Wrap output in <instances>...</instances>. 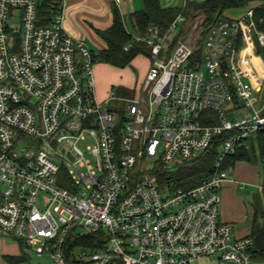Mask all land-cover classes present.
<instances>
[{
  "label": "built area",
  "instance_id": "built-area-1",
  "mask_svg": "<svg viewBox=\"0 0 264 264\" xmlns=\"http://www.w3.org/2000/svg\"><path fill=\"white\" fill-rule=\"evenodd\" d=\"M44 1L0 0V237L51 264H67L71 237L95 235L73 264H253V238L221 221V204L227 160L264 131V76L258 83L251 63L261 59L253 37L264 47L254 19L264 3L207 29L202 16L180 14L133 34L150 49L142 87L99 102L97 53L66 32L68 0H50L49 16ZM119 100L122 120L109 108ZM242 106L255 115L233 124L228 114ZM217 143L201 185H160L159 167L175 170Z\"/></svg>",
  "mask_w": 264,
  "mask_h": 264
},
{
  "label": "trees",
  "instance_id": "trees-1",
  "mask_svg": "<svg viewBox=\"0 0 264 264\" xmlns=\"http://www.w3.org/2000/svg\"><path fill=\"white\" fill-rule=\"evenodd\" d=\"M254 2L264 3V0H187L185 7H164L161 0H143L144 10L131 14L127 18H124L119 10L114 7L113 26L106 31L98 32L99 36L107 44V49L97 53V64H108L124 69L129 67L138 56L149 57L150 49L146 44L135 41L132 35H145L148 27L151 25L167 28L178 15L183 14L188 20H195L197 17L202 16L204 18L203 26L209 28L225 12L247 8ZM49 3L50 0L44 1V5L48 6L42 8L44 16L50 15L49 12H46L49 8ZM254 19L258 31L264 33V6L255 10ZM126 47H129L127 51L125 50ZM256 53L258 56H263L264 59V47L256 48ZM117 93L120 96H130L129 91L125 89H118ZM218 155L217 143V146L194 161L182 165L175 170H169L161 166L155 171L154 175L159 180L160 185L170 192L191 190L201 185L213 175ZM263 158L264 131L259 133L256 144L250 147H241L236 154L231 155L224 168L226 170L234 169L240 162L252 163L263 160ZM250 236L254 240V248L252 250L253 264H264V224L259 223L256 214L254 215V223ZM96 238L97 235L84 237L83 239L71 237L66 248L67 264H73L77 249H88L90 247L94 249V240ZM18 243L21 247V254L15 257H5L11 264L22 263L27 260V256L24 253L26 246L21 241H18Z\"/></svg>",
  "mask_w": 264,
  "mask_h": 264
},
{
  "label": "rangeland",
  "instance_id": "rangeland-1",
  "mask_svg": "<svg viewBox=\"0 0 264 264\" xmlns=\"http://www.w3.org/2000/svg\"><path fill=\"white\" fill-rule=\"evenodd\" d=\"M203 1V0H199ZM204 29H207L204 27ZM253 42L256 46L262 47L258 41V38L256 36L253 37ZM261 57L262 61L264 62L263 56ZM260 58H254L252 59L251 63L256 67L257 71L255 69L256 73V80L258 83H260L264 76V64L261 61ZM97 68V67H96ZM148 61L146 57L138 56L136 60L127 68L116 69L114 72L110 73H102L99 75L101 78V82L103 84V88L106 86H109V89L107 92L109 94L107 95V98L110 95V92L112 90L117 91L119 88L122 87H132L135 88L132 91H129L130 96H123L124 98H131L133 97L140 88L142 87V84L146 78V75L148 73ZM149 70V68H148ZM202 70L204 72H207L206 63L204 62L202 65ZM147 71V73H145ZM262 101H264V85L262 93L259 95ZM110 110L116 111L117 115L120 117V120L123 118H126L127 108H126V102L124 100H119L116 102H113L111 106H109ZM254 112L252 109L247 108L246 106H242L241 108L237 109L234 112H231L228 114V120L232 122L233 124L239 123L241 121H248L254 117ZM253 144H256V140L254 137H251L246 143L245 146L250 147ZM249 166V168H253V177L254 179H258V184H251L242 176H233L234 170L239 168V164L235 166V168H231L228 171V177H233V179L237 180L239 183H241L240 190L237 192V196L239 198V201H234V199L231 200L229 203L227 201V198L223 197V202L221 204V221L228 223V218H231V221L229 224H231L234 227L236 235L239 233V231L245 230V229H252L253 223H254V215L256 214L258 216V221L260 224H264V158L263 160H258L252 163H245ZM242 165V164H241ZM243 166V165H242ZM245 166V165H244ZM237 172V171H236ZM259 185L262 187L259 188ZM2 244V245H1ZM8 248L6 249V247ZM14 250H17L19 255L21 254V247L17 240H15L13 237H0V264H11L9 263L5 257H15L4 254V251L12 252ZM36 248H24V253L27 256V260L22 263H16V264H51V260L47 256L38 257L36 253ZM78 251V250H77ZM76 251V252H77ZM199 264H217L216 260H208V261H202Z\"/></svg>",
  "mask_w": 264,
  "mask_h": 264
},
{
  "label": "crops",
  "instance_id": "crops-1",
  "mask_svg": "<svg viewBox=\"0 0 264 264\" xmlns=\"http://www.w3.org/2000/svg\"><path fill=\"white\" fill-rule=\"evenodd\" d=\"M164 7H180L183 5V0H161ZM116 7L120 14L127 18L131 14L144 10L143 0H68V5L66 9V20H65V30L68 34L73 36L76 40L81 41L86 44L94 53H99L107 49V44L99 36L98 32L106 31L113 26L114 15L113 10ZM145 57V56H143ZM148 61V68L150 66L149 58L146 57ZM136 60V59H135ZM134 62V61H133ZM132 62V63H133ZM263 62V61H262ZM264 64V62H263ZM97 67V68H96ZM95 67V93L99 102H104L107 99L109 92V86L103 88L101 78L99 77L102 73L114 72L117 67L108 64H97ZM147 68V71H148ZM147 71L145 73H147ZM119 89H125L132 91L135 88L132 87H122ZM246 162L238 163L240 166L238 169L234 170L233 176H242L251 184H258V179L253 177V168H249ZM243 166H242V165ZM245 165V166H244ZM229 171V170H228ZM237 171V172H236ZM241 183L233 179V177H228V181L225 184L222 196L227 198L230 203L232 199L234 201H239L236 195L238 190H240ZM262 185H259L261 188ZM231 218L227 220L229 223ZM253 228V227H252ZM252 229H245L239 231L236 235L239 238L250 236ZM236 234V233H235ZM2 245V244H1ZM8 246L6 247V249ZM4 254L10 256H19L17 250L12 252L4 251Z\"/></svg>",
  "mask_w": 264,
  "mask_h": 264
}]
</instances>
